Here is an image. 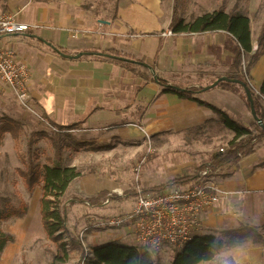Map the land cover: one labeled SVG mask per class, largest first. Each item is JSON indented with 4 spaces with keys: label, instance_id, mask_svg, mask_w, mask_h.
Masks as SVG:
<instances>
[{
    "label": "crops",
    "instance_id": "crops-1",
    "mask_svg": "<svg viewBox=\"0 0 264 264\" xmlns=\"http://www.w3.org/2000/svg\"><path fill=\"white\" fill-rule=\"evenodd\" d=\"M185 1L188 4L189 0ZM189 3L195 5V16L218 7L215 0H191ZM114 4L113 0H0V14H13L18 21L30 26L19 36H0V48L11 49L16 60L26 65L30 97L27 107L32 112L59 125L78 123L74 131L80 132L82 141L107 144L111 138L119 137L122 142L117 147L102 152H115L112 159H116V152H127L121 144L135 137H185L196 133L201 138L204 134L201 144H193L201 148L216 130L224 141L222 147L233 135L211 109L165 93L155 81H144L112 63L64 57L41 44V40L62 47L69 56L88 49H117L142 60L153 75L168 86L203 87L197 99L223 110L243 126L252 123L239 96L219 87L206 89L213 79L237 75L241 60L246 62L242 56L235 58L233 43L227 34L164 37L162 34L169 30L173 0H117L115 12ZM225 10L229 12L226 6ZM193 12L185 15L179 10V17L188 21ZM245 15L250 20L251 40L256 39L260 28L252 34L253 18ZM6 88L14 94L13 89ZM209 146L207 159L216 151L211 143ZM220 172L226 176L217 174L215 182L231 191L235 200L243 204L258 201L257 210L246 205L250 210L242 219L243 228L263 226L264 144L255 153L230 168L223 167ZM92 175L95 179L91 175L83 179H89L83 185L97 187L92 194L109 190L103 187V179ZM261 201L263 204L259 203ZM224 208L217 205L210 213L203 214L202 224L211 230L223 227L226 233L239 230L232 229L231 222L225 226L226 221L218 218ZM260 235L264 239V230Z\"/></svg>",
    "mask_w": 264,
    "mask_h": 264
},
{
    "label": "rangeland",
    "instance_id": "rangeland-1",
    "mask_svg": "<svg viewBox=\"0 0 264 264\" xmlns=\"http://www.w3.org/2000/svg\"><path fill=\"white\" fill-rule=\"evenodd\" d=\"M181 1L182 0L179 2L178 10L185 13V15L194 10L195 12L191 15L195 16L197 12L194 7L195 5L189 3L191 0L187 1L188 4H185V0H183L184 4H181ZM221 1L222 0H215L216 6H219ZM225 6L232 12H238L243 15L250 14L253 18L252 34H254V32L257 33L264 20V0H226ZM257 37L251 40L253 52L257 49ZM242 57L246 60V70H242L241 60L237 76L246 83L249 91L254 93L252 90L254 89V91H256V89H259L264 81V64L262 65V63H264L262 62L264 58L262 55L261 58L259 57L260 59L258 58L255 61H251L249 54L243 55ZM250 86L253 88L252 90H250ZM7 89L6 86L0 83V119L8 117L19 122L22 126V133L19 139V150L14 148V141L9 134H5L0 141V196L9 197L14 205H17L20 200L24 201L27 205V214L23 219L10 220L2 223V230L13 235L14 242L8 244L4 249L0 256V264H87L92 258L91 248L96 245L112 240H118L119 242L131 246L136 245L130 225L125 221L132 207V202L134 200L133 196H129L118 203L106 201L101 207L76 204L67 209L66 229L73 238L79 241L80 247L71 246L68 240L69 238L65 239L66 243L69 245L67 248V260L61 262L54 259L56 255L61 256L62 254L57 251L53 243L45 238L43 233L39 211L36 212L35 208L38 205L39 209L38 200L40 190L36 187L32 192H28L17 170L24 169L20 156L26 157L27 139L33 132L39 134V136H36L38 139L35 146H33L34 153L37 155L38 159L37 163L40 166L51 164L50 161L53 158V148L48 136L54 134L55 130L45 122L44 116L32 112L27 107V102L21 104L17 100L15 92L13 94ZM262 95L264 96V94ZM256 99L259 105L264 108V100H260L258 97H256ZM74 130L76 129L70 131V134L78 140H83L80 132ZM214 133L215 135L212 136V139L209 137L210 140L201 148L193 146V144L197 146L199 143L201 144L202 140H204V134L201 138L197 137L196 133H190L185 137L174 135L165 137L160 136L159 138L153 136L150 138L143 137L141 139L135 137L133 138L134 140L126 139L121 145L124 146L127 152H116V159H112L115 152H110V154L85 151L75 153L71 150H66L63 160L64 165L73 166L85 174L76 181L74 180L75 182L72 186L70 185L67 194L84 198L93 196L94 194L92 193L97 190V187H89L86 184L83 185L85 181L89 180L86 179L84 181V177L91 175L93 179H95V176L92 174L97 175L96 179H103L105 181L103 187L108 188L109 190L107 191L118 194L136 189L137 187L146 189L191 175L199 165L208 161L207 157L209 153H207V148L210 147L209 143H211L216 150L219 149V146L222 147L224 141H221L219 131L217 132L216 130ZM42 134L47 136H43ZM198 150L200 152H196ZM188 162H190L191 165H189ZM222 169L223 168H218L211 172H217V176L224 177L226 175L223 176L220 174ZM205 170L196 173V175L199 176V182L204 180V177L200 174ZM89 171L92 173L89 174ZM189 183H178L168 187L186 186ZM220 190L226 191L228 198L225 199L226 201H221L223 199L220 200L221 202L218 204V207L225 208L224 211L218 215V218L223 222L224 220L226 221L225 226L231 222L233 224L232 229L234 230L248 229L243 228L244 224L242 222L244 215L249 209L246 205H250L251 210H257L258 201L251 200L254 204L251 202L243 204L241 201L238 202L235 200L236 198L231 191L221 187ZM34 200L36 203L33 207L34 212L29 214L30 205L34 203ZM259 203L263 204V201ZM216 207L217 205L214 208ZM211 211L212 209L206 213H210ZM29 216H31L33 221L29 220L28 223H26ZM117 221L122 222L119 225H114ZM26 224L32 226V232L29 234L23 233ZM222 228L223 227H217L211 230L202 224L201 221L195 232V236L215 233L217 237H225L227 231L224 232ZM250 229L260 235L264 230V224L263 226L261 225V227L251 226ZM247 237L248 239L245 241L236 243L235 246L227 248L223 252L234 250L236 258L240 260L241 264H264L263 236L260 235L259 238H257L248 235ZM179 249L180 247L167 246L160 249L162 264H169L171 254ZM82 253L85 254V259L81 262L80 257ZM219 258L220 254L211 262H203L200 264H217Z\"/></svg>",
    "mask_w": 264,
    "mask_h": 264
},
{
    "label": "trees",
    "instance_id": "trees-1",
    "mask_svg": "<svg viewBox=\"0 0 264 264\" xmlns=\"http://www.w3.org/2000/svg\"><path fill=\"white\" fill-rule=\"evenodd\" d=\"M113 1L115 3V12L117 0ZM179 2L180 0H173L169 24V30L173 35L225 33L233 43L232 51L236 59L249 54L250 60L255 61L264 55V20L256 40L257 49L253 52L249 18L238 12H226V0H222L220 5L210 13H204L200 16L190 15L188 21L179 17ZM150 35L152 34H147V36ZM39 42L47 45L54 53L73 59L62 47L48 44L46 41L39 40ZM79 54L81 56L78 59H94L115 64L126 69L134 76L142 78L144 81H155L163 87L162 91L165 93L173 94L180 99H190L201 106L211 109L217 114L223 127L230 130L233 134L226 147L219 148L223 150L222 152L219 149L216 150L208 161L199 165L191 175L142 189L144 192L158 190L173 184L192 182L198 177L196 173L205 169L212 171L223 167L230 168L236 165L241 159L255 153L264 144V128L258 126L255 122H252L249 126H243L238 120L230 117L223 110L197 99L196 95L204 89L203 87L195 88L190 86L185 89H177L176 87L168 86L165 81L154 76L152 70L142 60L114 48L104 50L88 49ZM227 78L243 81L237 75ZM217 79L219 78L213 79L210 85ZM215 87L222 88L239 96L245 108L250 113V106L242 86L222 80ZM259 91L264 94V81ZM250 93L256 116L264 125V108L259 105L254 94L251 91ZM44 120L55 130L54 134L48 136L53 148L51 164L40 166L37 163L38 159L34 153L33 146H35L38 139L36 136H39V134L33 132L27 139L26 157L19 155L24 169L17 170V173L28 192H32L36 187L39 188L38 211L43 233L45 238L53 243L57 251L62 254L61 256L56 255L54 259L64 262L68 258L67 248L69 247L65 239L69 238L68 240L71 246L80 247L79 241L73 238L66 229L67 209L76 204L101 207L106 201L118 203L129 196L134 197L136 195V189L125 191L122 194L111 193L104 189L88 198L67 194L71 183L85 174L75 167L64 165L63 160L66 150H71L75 153L80 151L106 152L117 147L122 140L119 137H113L107 144L78 140L70 134V131L75 129L78 123L59 125L46 117ZM21 133L22 126L19 122L8 117L0 119V141L5 134H9L14 141V148L19 150ZM42 135L47 136L45 134ZM89 172V174L92 173L91 171ZM26 214L27 205L24 201L20 200L17 205H14L9 197L0 196V256L6 246L14 242V236L2 230V223L10 220L23 219ZM248 235L257 238L260 236L252 229H239L228 232L225 238H220L213 234L196 235L180 247L179 250L171 254L169 264H200L203 262H211L227 248L233 247L236 243L248 239ZM91 256L92 258L87 264H162L159 250L137 245L131 246L118 240H112L92 247ZM84 259L85 254L82 253L80 257L81 262Z\"/></svg>",
    "mask_w": 264,
    "mask_h": 264
},
{
    "label": "built area",
    "instance_id": "built-area-1",
    "mask_svg": "<svg viewBox=\"0 0 264 264\" xmlns=\"http://www.w3.org/2000/svg\"><path fill=\"white\" fill-rule=\"evenodd\" d=\"M29 29L30 26L18 21L13 14L0 15V36H19ZM162 35L173 36L170 30ZM245 64L243 60V71L246 70ZM0 83L13 89L21 104L29 101L27 67L16 60L11 49L0 48ZM252 91L254 96L264 100L259 89ZM216 173L205 170L200 174L204 177L203 181L199 182L198 176L186 186L165 187L150 192L137 187L131 210L125 218L136 245L160 250L166 246L179 248L189 242L195 236L202 215L228 198L227 192L220 190L215 182ZM121 222L117 221L114 225Z\"/></svg>",
    "mask_w": 264,
    "mask_h": 264
},
{
    "label": "water",
    "instance_id": "water-1",
    "mask_svg": "<svg viewBox=\"0 0 264 264\" xmlns=\"http://www.w3.org/2000/svg\"><path fill=\"white\" fill-rule=\"evenodd\" d=\"M80 56H81V54H78V55L72 56V58H79ZM148 68L150 69L149 66H148ZM222 80L230 81V82H232V83H234V84H238V85H240V86L243 87L244 92H245V95H246L247 102H248V104H249V106H250V115H251L253 121H254L258 126L264 128L263 123H262V122L257 118V116H256V113H255V110H254V106H253V99H252L251 93H250V91H249V88L247 87V85H246L244 82L239 81V80H235V79H228V78H226V77H221V78L217 79L213 84H211L210 86H208L206 89H209V88H213V87H215V86L218 84V82H220V81H222ZM176 88H177V87H176ZM177 89H179V88H177Z\"/></svg>",
    "mask_w": 264,
    "mask_h": 264
},
{
    "label": "clouds",
    "instance_id": "clouds-1",
    "mask_svg": "<svg viewBox=\"0 0 264 264\" xmlns=\"http://www.w3.org/2000/svg\"><path fill=\"white\" fill-rule=\"evenodd\" d=\"M217 264H241L240 260L236 258L234 250L220 253V258Z\"/></svg>",
    "mask_w": 264,
    "mask_h": 264
},
{
    "label": "bare ground",
    "instance_id": "bare-ground-1",
    "mask_svg": "<svg viewBox=\"0 0 264 264\" xmlns=\"http://www.w3.org/2000/svg\"><path fill=\"white\" fill-rule=\"evenodd\" d=\"M34 204L36 205L35 200H34V203H32V204L30 205V208H29V214H30V213L32 214V213L34 212V211H33V210H34V209H33ZM35 208H36V212H38V205H37V207H35ZM28 218H29V219H27V222H26V223H28L29 220L33 221V220L31 219V216H29ZM31 230H32V226H31L30 224H26L25 229L23 230V233H27V234H29L30 232H32Z\"/></svg>",
    "mask_w": 264,
    "mask_h": 264
}]
</instances>
